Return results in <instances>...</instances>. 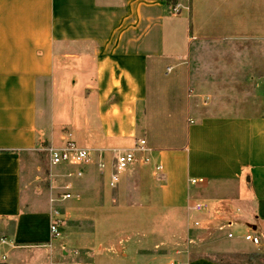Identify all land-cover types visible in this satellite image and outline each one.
I'll list each match as a JSON object with an SVG mask.
<instances>
[{
	"label": "crops",
	"instance_id": "1",
	"mask_svg": "<svg viewBox=\"0 0 264 264\" xmlns=\"http://www.w3.org/2000/svg\"><path fill=\"white\" fill-rule=\"evenodd\" d=\"M211 5L0 0V242L11 245L0 264L22 262L26 247L53 240V209L23 204V162L69 139L105 151L109 164L113 150L146 140L163 166L159 204L181 212L189 245L203 238H193L196 222L264 238V0H223L225 30L201 25L197 9ZM216 47L224 52L211 51ZM219 63L231 115L201 84L219 81ZM82 169L76 180L84 204L99 202L111 168ZM179 264L230 263L189 252Z\"/></svg>",
	"mask_w": 264,
	"mask_h": 264
},
{
	"label": "rangeland",
	"instance_id": "2",
	"mask_svg": "<svg viewBox=\"0 0 264 264\" xmlns=\"http://www.w3.org/2000/svg\"><path fill=\"white\" fill-rule=\"evenodd\" d=\"M209 1L212 5L205 13L201 7L197 9L201 25L205 30H225L228 19L223 0ZM202 2L199 0V5ZM194 17L196 20L197 15ZM187 37L186 32L185 50L189 52L184 56L186 60L192 53V42ZM214 37L219 38V34ZM211 51L222 54L224 49L216 47ZM203 52L207 54L210 50L205 48ZM216 60L221 62V59ZM219 65V81L202 80L201 84L204 91L216 95V107L223 114L231 115L224 112L229 104H225L223 97V67L222 63ZM202 66L200 64V68ZM58 169L62 168L50 165L44 147L24 159L23 204L28 211H58L55 222L60 236L53 237L48 244L26 247L27 253H21L25 254L21 258H26L17 264H27L25 260L32 257L37 264H179L189 252L193 258L206 257L230 264H264V238L258 246L252 245L245 240L248 231L244 228L241 231L214 227L204 230L194 224L193 238H203H194V244L191 241L189 245L188 227L181 223V212L159 204V185L152 167L130 169L117 188L104 187L102 193L96 194L100 201L92 203L91 200L90 204H84L83 196L62 200L68 192L64 189L66 185H71V193L80 196L82 193L79 180L64 177L70 168ZM5 247L8 246L0 242V257L5 254Z\"/></svg>",
	"mask_w": 264,
	"mask_h": 264
},
{
	"label": "built area",
	"instance_id": "3",
	"mask_svg": "<svg viewBox=\"0 0 264 264\" xmlns=\"http://www.w3.org/2000/svg\"><path fill=\"white\" fill-rule=\"evenodd\" d=\"M179 12L180 6L174 7V13ZM45 151L49 155L52 167L71 168L64 174L65 178L80 179L84 176L82 168H89L94 165L98 166L100 172H105L110 167L109 186L111 188H117L124 174L136 166L152 167V172L155 176H158L163 171L162 164L154 160V150L148 146L147 141L144 139L139 140L132 149L113 150L110 152L113 156L110 164L105 160V151L82 147L71 139L62 147L50 146L45 148ZM192 183L196 184L197 180H193ZM64 189L68 192L63 195V201L81 199L80 195L71 193V185H66ZM196 209L199 211L202 209V206H197ZM53 213L54 215H59V212L56 210ZM195 226L200 227V224L196 222ZM51 233L53 237L60 236L59 227L55 221L51 224ZM245 240L255 246L260 244L259 237L252 233L247 234ZM1 242L2 244H6L5 239H2Z\"/></svg>",
	"mask_w": 264,
	"mask_h": 264
},
{
	"label": "trees",
	"instance_id": "4",
	"mask_svg": "<svg viewBox=\"0 0 264 264\" xmlns=\"http://www.w3.org/2000/svg\"><path fill=\"white\" fill-rule=\"evenodd\" d=\"M263 264V263H262Z\"/></svg>",
	"mask_w": 264,
	"mask_h": 264
}]
</instances>
